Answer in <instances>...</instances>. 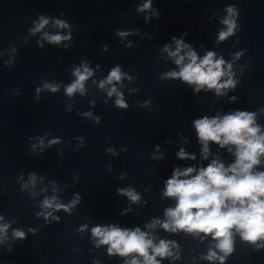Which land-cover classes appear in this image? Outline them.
Here are the masks:
<instances>
[{
  "label": "water",
  "instance_id": "1",
  "mask_svg": "<svg viewBox=\"0 0 264 264\" xmlns=\"http://www.w3.org/2000/svg\"><path fill=\"white\" fill-rule=\"evenodd\" d=\"M147 2L0 0V224L9 225L0 234V264H126L133 257L143 262L136 253L109 255V245L97 246L91 232L97 225L139 227L155 244L173 241V256H157L160 264H220L204 258L210 250L224 255L211 234L146 225L165 220V210L176 206L175 198L163 195L174 169L198 171L213 159L225 167L235 162L234 145L209 142L210 154L202 157L194 120L255 112L264 133V0H151L140 11ZM229 6L238 13L237 27L218 42ZM41 16L48 24L33 33ZM45 34L71 39L50 43ZM173 36L200 58L211 51L230 63L235 88L218 96L215 89L195 92L180 79H162L179 71L163 51L165 45L175 50ZM83 63L93 74L83 95L69 97L65 88ZM117 66L123 75L113 84L126 109L116 106L115 94L107 95L112 85L99 87ZM45 83L59 85L58 91L43 88ZM181 148L195 159H180ZM260 160L254 172L264 171V156ZM128 188L140 196L138 202L117 191ZM53 196L60 204L78 203L70 211L44 209V199ZM14 230L25 238L14 237ZM260 245L264 240L252 244L233 229V251L224 264H264Z\"/></svg>",
  "mask_w": 264,
  "mask_h": 264
},
{
  "label": "clouds",
  "instance_id": "2",
  "mask_svg": "<svg viewBox=\"0 0 264 264\" xmlns=\"http://www.w3.org/2000/svg\"><path fill=\"white\" fill-rule=\"evenodd\" d=\"M150 7L151 0H148L139 10L144 11ZM226 11L228 15L221 21L226 26V30L219 32L218 42L226 40L237 27L233 18L238 15L235 8L229 6ZM55 23L61 28L68 27L61 20H56ZM46 24L48 20L41 16L40 22L31 31L33 33L40 31ZM118 35L124 37L128 33L119 32ZM45 38L50 43L58 44L62 40L71 39V36L45 34ZM172 40L175 43V50L171 49V45H165L163 51L174 59L175 64L179 66V71H168L163 74L162 79H180L189 85H194L195 92L205 87L215 89L218 96L222 95L225 89L235 88L237 81L232 79L230 63L226 64L222 57L216 58V53L211 51L200 58L182 38L177 39L173 36ZM182 52L184 54H181ZM240 55L241 53H237L236 58L238 59ZM92 74L87 63L75 68L73 75L76 79L65 88L66 95L71 97L78 91L83 95L84 82ZM122 75L119 66L112 68L108 77L100 82L99 87L105 88L106 85H112L107 95L111 97L115 94L116 106L126 109L128 105L122 93L113 84L114 81H121ZM225 76L228 78L221 82ZM43 88L55 93L59 85L45 83ZM39 91H41L40 88L37 89V92ZM232 99L234 100L235 97ZM255 116V112L235 111L222 117L204 116L193 121L198 140L202 145L201 152L204 159H207L210 154L209 142H213L221 148L234 145L235 162L225 167L219 159H213L207 167H201L198 171L194 167L183 170L174 169L171 178L165 182L163 195L175 198L176 206L165 210V220L154 219L146 227L154 229L159 225L165 231L181 230L189 233L211 234L213 240L218 241L216 248L224 255L218 257L215 251L210 250L204 258L209 261L219 259L220 264H224L225 258L233 251V229L243 240L252 244L264 240V171H253L254 166L261 163L260 157L264 156V133L261 132L260 126L255 124ZM228 151L232 152L233 149L229 147ZM177 156L180 159H195L194 155L190 156L183 148L177 152ZM30 181L33 185L35 184V175L30 177ZM117 191L121 195H126L132 202L140 200V196L131 188ZM77 203L78 200H73L70 205L60 204L53 196L51 199L45 198L42 207L70 211L71 207ZM48 215L51 213H48L45 219ZM2 219L3 217H0V220ZM8 227V224H0V234L6 233ZM85 228L87 225H84L81 230ZM91 232L94 238H98L97 246L109 245V255L128 256L136 253L143 257V262L133 257L130 262L126 261V264H160V261L156 259L157 256L161 258L173 256L170 248V245L175 247L173 241L160 240L158 244H155L149 233L141 231L139 227L122 229L117 225H97L91 229ZM13 236L23 239L25 233L14 230Z\"/></svg>",
  "mask_w": 264,
  "mask_h": 264
}]
</instances>
